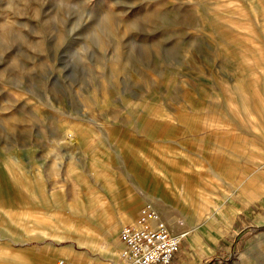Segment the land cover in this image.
<instances>
[{
  "label": "rangeland",
  "instance_id": "rangeland-1",
  "mask_svg": "<svg viewBox=\"0 0 264 264\" xmlns=\"http://www.w3.org/2000/svg\"><path fill=\"white\" fill-rule=\"evenodd\" d=\"M145 204L264 264V0H0V264H129Z\"/></svg>",
  "mask_w": 264,
  "mask_h": 264
},
{
  "label": "built area",
  "instance_id": "built-area-1",
  "mask_svg": "<svg viewBox=\"0 0 264 264\" xmlns=\"http://www.w3.org/2000/svg\"><path fill=\"white\" fill-rule=\"evenodd\" d=\"M121 257L129 264H171L181 238L171 233L152 205L145 204L135 223L124 224L118 233Z\"/></svg>",
  "mask_w": 264,
  "mask_h": 264
},
{
  "label": "crops",
  "instance_id": "crops-1",
  "mask_svg": "<svg viewBox=\"0 0 264 264\" xmlns=\"http://www.w3.org/2000/svg\"><path fill=\"white\" fill-rule=\"evenodd\" d=\"M129 220H130L129 218H125L124 222H127ZM111 241H112V246L108 247V249L105 250L106 251L105 252V254H106L105 257L109 258V260H111L112 262L116 263V261L118 260L116 258V256L119 255V252H118L119 244H118L117 238H116L115 241H113V240H111ZM120 244H122V243L120 242ZM183 248H184V246H183ZM115 252H118V254L114 255ZM177 253H178V251H177ZM52 261H53V259H52ZM99 262L100 261L97 260V262L95 264H99ZM67 264H69V263H67ZM171 264H207V261H206V259H204L203 255L200 256V255H197V254H192L191 257L186 258V259H181V258H178V257L174 256Z\"/></svg>",
  "mask_w": 264,
  "mask_h": 264
},
{
  "label": "bare ground",
  "instance_id": "bare-ground-1",
  "mask_svg": "<svg viewBox=\"0 0 264 264\" xmlns=\"http://www.w3.org/2000/svg\"><path fill=\"white\" fill-rule=\"evenodd\" d=\"M131 223H132V222H131ZM183 235H184V234H181L180 236H183ZM180 236H179V237H180ZM180 238H181V237H180ZM181 240H182V239H181ZM117 254H118V253H117ZM117 254H115V255H117ZM116 258L118 259V258H119V255H117Z\"/></svg>",
  "mask_w": 264,
  "mask_h": 264
}]
</instances>
